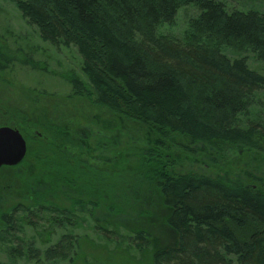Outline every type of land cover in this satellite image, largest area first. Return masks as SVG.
<instances>
[{"label": "trees", "instance_id": "trees-1", "mask_svg": "<svg viewBox=\"0 0 264 264\" xmlns=\"http://www.w3.org/2000/svg\"><path fill=\"white\" fill-rule=\"evenodd\" d=\"M10 1L41 41L75 50L77 70L64 79L100 114L83 118L96 129L76 134L58 128L37 100L0 110L23 133L35 112L37 125L47 127L39 131L55 142L29 164L39 182L26 175V198L23 174L13 170L15 200L0 203V250L57 264L74 254L78 238L64 231L50 245L55 233L93 222L99 237L148 251L149 264H264V102L257 97L264 77L242 56L264 62V11L220 0ZM184 7L196 15L183 36L161 34ZM224 48L238 57L229 59ZM17 49L18 58L0 47V71L25 65L26 50ZM105 145L109 159L96 157ZM155 179L163 198L158 224ZM32 184L47 192L32 196ZM25 226L40 231L24 239Z\"/></svg>", "mask_w": 264, "mask_h": 264}, {"label": "rangeland", "instance_id": "rangeland-1", "mask_svg": "<svg viewBox=\"0 0 264 264\" xmlns=\"http://www.w3.org/2000/svg\"><path fill=\"white\" fill-rule=\"evenodd\" d=\"M220 1L230 9L264 11V0ZM195 15L194 9L182 8L175 24L172 27H163L160 33L175 37L183 36L187 30L188 20ZM0 47L8 57H16L15 55L19 54L16 53L19 47L26 50L20 51L23 54L26 53L25 58H22L25 60V65L14 62L9 71H0V103L7 106L8 103H16L15 101L34 102L37 100L39 105L49 110V117L54 118V124L58 126H69L70 122L76 124V128H74L76 134H79L83 127L88 125V122H84L82 118L87 116L86 111L100 114L97 111L98 108L93 107L89 98L74 97L69 84L64 79L69 70H77L79 57L75 50L72 48L57 50L41 41L37 29L21 17L10 0H0ZM222 53L229 59L238 57V54L229 48H224ZM242 56L246 58L247 66L251 71L264 77V62L256 60L250 53H244ZM30 64H35L37 70L31 69ZM257 97L261 102H264V89L257 93ZM21 104L23 107H27L26 102ZM89 104L90 107H88ZM74 113L77 116H72ZM247 118V123H245L246 120H241L244 126L248 125L250 121H254V113L248 115ZM94 225L93 222L78 224L76 227H68L55 233L50 245L57 242L60 234L64 231L70 232L78 238L74 254L66 256L57 264H149L148 251L142 252L126 244L119 245L112 239H103L94 233L92 229ZM39 229L37 230L40 231ZM37 230L33 227H26L24 239L33 237ZM35 246L41 250L45 248L40 243ZM1 249V264H30L25 260H14L11 256L8 257L2 252L3 248Z\"/></svg>", "mask_w": 264, "mask_h": 264}, {"label": "flooded vegetation", "instance_id": "flooded-vegetation-1", "mask_svg": "<svg viewBox=\"0 0 264 264\" xmlns=\"http://www.w3.org/2000/svg\"><path fill=\"white\" fill-rule=\"evenodd\" d=\"M1 107H0V110L2 112V114L4 113V104L3 103H0ZM13 105V103H12ZM9 106V103L8 105ZM87 113V116L91 115L93 116V114H90V111H86ZM93 113V112H91ZM50 115V113H49ZM30 123L31 124H26L25 122V130H26V133L24 132H21L18 128H13L9 125V117H7V119H5L4 115H1L0 114V129L1 128H9V129H13V130H16L19 132V134L22 136L24 142H25V153H24V157L23 159L16 165L14 166H7V165H3L0 167V198L1 197H5L4 199H0V203L2 204H10L11 201L10 199L12 200H15V195L13 196V194L11 192H9L8 190V182L10 180L12 181H15L14 179V174L15 173H22L23 174V177H22V181H21V184L23 185L24 187V196L26 198V175H29L28 178L30 179H33V181L36 183L39 182V180L35 177L34 174L36 173H30L29 172V168L31 165L32 162L34 163V159L37 158V157H42L44 154L48 153L49 149L52 148L51 146L55 143L54 141L50 140L49 137L46 135V134H42L40 131H39V128H47L45 126H38L37 125V118L35 116V112H32L31 115H30ZM72 116H77L75 113L74 115ZM78 116H79V113H78ZM86 116V117H87ZM84 118V117H82ZM81 118V119H82ZM77 120V119H76ZM36 124V125H35ZM58 128H76V124L70 122V125L69 126H66V125H61V126H58ZM87 128H92V129H96V128H93V125H87L86 126ZM38 128V129H37ZM50 128V127H48ZM33 135V136H32ZM95 144V145H94ZM92 147L93 148H97V144L96 142H92ZM108 145V144H107ZM107 145H105V147L103 148L102 152L98 153V152H94V154L97 156H102L103 159L105 158H108L106 157V155L108 153L104 152L105 148L107 147ZM30 158V161H28L26 163V160ZM42 158H45L44 156ZM109 159V158H108ZM109 161V160H108ZM234 164H236V170L239 169L238 166H239V162H240V159L238 158H235L234 160ZM42 162V161H41ZM109 162H104V164H108ZM99 165V164H97ZM188 166H186L187 168ZM97 168V167H95ZM195 168V167H194ZM242 168V167H240ZM16 170V172L14 173L13 170ZM179 171H181V173H185L184 172V167H179L178 168ZM234 170V173H237L238 170L236 171ZM183 175V174H181ZM33 186L28 188V192L31 193L32 196H35L37 193L42 196L44 195L45 192H47V188H46V185H44L43 188L41 189H36L34 188V184H32ZM153 192H154V205L156 206L155 210H154V214H155V218H154V221L156 224L159 223L160 221V218L159 216H163L160 212L162 211H159L158 210V206L161 202H163V198H162V195L160 194V189L158 187V180L155 179L154 183H153ZM105 197V201H106V206H107V209H106V213H107V217H109V211H107L109 209V207L111 208V203H110V199L109 197L107 198V195H104ZM121 200H119L120 202ZM116 206H119L118 204Z\"/></svg>", "mask_w": 264, "mask_h": 264}, {"label": "water", "instance_id": "water-1", "mask_svg": "<svg viewBox=\"0 0 264 264\" xmlns=\"http://www.w3.org/2000/svg\"><path fill=\"white\" fill-rule=\"evenodd\" d=\"M25 142L18 131L0 129V167L3 165L14 166L24 157Z\"/></svg>", "mask_w": 264, "mask_h": 264}]
</instances>
